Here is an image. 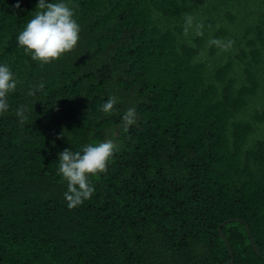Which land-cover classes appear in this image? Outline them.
I'll return each mask as SVG.
<instances>
[{
    "label": "trees",
    "instance_id": "16d2710c",
    "mask_svg": "<svg viewBox=\"0 0 264 264\" xmlns=\"http://www.w3.org/2000/svg\"><path fill=\"white\" fill-rule=\"evenodd\" d=\"M36 3L0 0L18 81L0 113V264H264V0H66L79 39L43 64L16 42ZM107 139L69 208L58 153Z\"/></svg>",
    "mask_w": 264,
    "mask_h": 264
},
{
    "label": "clouds",
    "instance_id": "9594fccd",
    "mask_svg": "<svg viewBox=\"0 0 264 264\" xmlns=\"http://www.w3.org/2000/svg\"><path fill=\"white\" fill-rule=\"evenodd\" d=\"M35 7V13L16 35V42L33 61L49 63L73 49L79 39L80 27L66 0H37ZM192 26L193 18L186 16L184 31L187 32ZM200 27L198 23L195 25L197 30ZM209 43L226 50L233 42L213 38ZM17 83L9 66L0 63V113L8 111V96L15 90ZM114 103V99L110 97L101 107L108 112ZM23 113V107H18L16 115L23 118ZM114 150L115 144L107 139L86 145L82 151L65 148L58 153L57 172L67 183V190L63 195L69 208L79 205L92 195L94 188L89 182V176L105 170Z\"/></svg>",
    "mask_w": 264,
    "mask_h": 264
},
{
    "label": "water",
    "instance_id": "95a60500",
    "mask_svg": "<svg viewBox=\"0 0 264 264\" xmlns=\"http://www.w3.org/2000/svg\"><path fill=\"white\" fill-rule=\"evenodd\" d=\"M223 224H224V222H222V223L219 224V226H218L219 235H220L221 238L225 241V243H226V245H227V248H228V251H229V253H230V256H232V250H231L229 244L227 243V241H226V239H225L223 233L220 231V227H221V225H223ZM247 232H248L249 242H250L251 247L253 248V250L256 252L257 255H260L259 252H258V250H257L256 247H255V244H254L253 238H252L251 234L249 233L248 228H247ZM232 261H233V258H231L227 263H231Z\"/></svg>",
    "mask_w": 264,
    "mask_h": 264
}]
</instances>
